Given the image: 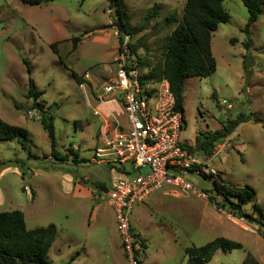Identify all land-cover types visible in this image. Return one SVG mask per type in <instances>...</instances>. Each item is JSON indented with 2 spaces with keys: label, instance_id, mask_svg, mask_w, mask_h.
<instances>
[{
  "label": "rangeland",
  "instance_id": "rangeland-1",
  "mask_svg": "<svg viewBox=\"0 0 264 264\" xmlns=\"http://www.w3.org/2000/svg\"><path fill=\"white\" fill-rule=\"evenodd\" d=\"M185 2L124 0L128 45L149 82L160 79L168 38ZM223 6L230 19L210 39L215 71L185 81L180 142L195 148L196 137L222 130L240 114L258 117L261 124L242 123L226 137L230 148L211 167L222 184L251 186L264 214V14L246 33L248 14L241 1L224 0ZM114 22L107 0H43L32 7L0 0V119L28 133L25 149L17 140L0 142V213L20 211L28 230L54 226L51 264L73 256L71 264H128L115 214L99 188H108L114 174L91 161L105 125L117 116L98 105L93 93L111 75L121 51L123 36ZM73 38L80 39L74 48ZM85 74L89 82L83 85ZM29 79L43 92L36 103L54 119L59 160L50 156L38 112L26 98ZM200 185L204 199L157 192L134 207L131 226L144 248L141 264H187L185 249L219 237L243 249L216 251L207 264H243L246 253L264 264V240L246 220L259 216L253 203L237 214L212 192L211 181Z\"/></svg>",
  "mask_w": 264,
  "mask_h": 264
},
{
  "label": "built area",
  "instance_id": "built-area-1",
  "mask_svg": "<svg viewBox=\"0 0 264 264\" xmlns=\"http://www.w3.org/2000/svg\"><path fill=\"white\" fill-rule=\"evenodd\" d=\"M128 41L129 36H123L111 75L93 90L95 102L110 107L121 120L115 117L112 124L105 125L91 161L113 167L114 176L101 196L115 214L127 263L141 264L144 248L131 226L134 207L157 192L187 193L204 199L200 182L222 184L211 163L230 148V143L226 138L217 142L209 156L183 146L180 133L184 115L175 107L168 82L144 78ZM83 79L85 85L89 75Z\"/></svg>",
  "mask_w": 264,
  "mask_h": 264
},
{
  "label": "trees",
  "instance_id": "trees-1",
  "mask_svg": "<svg viewBox=\"0 0 264 264\" xmlns=\"http://www.w3.org/2000/svg\"><path fill=\"white\" fill-rule=\"evenodd\" d=\"M27 6H38L43 0H19ZM82 2L84 0H81ZM109 7L115 12V22L118 32L122 36L130 34L129 18L124 0H107ZM246 8L248 17L244 31L248 33L264 14V0H240ZM224 0H186L181 20L171 32L163 65L159 78H164L170 87L174 97L175 107L184 113V85L188 78H206L216 69V62L212 56L210 39L219 24L226 23L230 17L223 6ZM79 38L72 39V47L79 42ZM121 44V42L119 43ZM129 49H133L128 45ZM53 50L54 44L50 46ZM27 74H31V67L26 60H22ZM145 78V76H144ZM43 92L37 91L34 83L29 79L27 99H32V109L38 112L39 122L47 135L50 146V156L59 160L55 151L56 138L54 119L47 110L36 103ZM261 124L258 117H246L238 115L234 120L223 126L222 130L199 135L195 138V149L202 156H209L214 145L230 135L240 124ZM17 140L22 149H25L28 141V133L25 129L5 123L0 119V142ZM110 171L113 169L111 166ZM212 192L220 197L237 214H241L242 207L253 203L254 210L259 216L254 219L246 215L257 227V232L264 240V214L260 207L254 202L256 192L249 186L232 187L213 181ZM97 186V185H96ZM100 193L107 190L105 186H99ZM245 217V216H244ZM56 237V229L50 225L45 228L28 230L26 228L23 214L20 211L0 213V264H51L48 261V253ZM241 244L230 241L223 237L201 247H189L185 249L187 264H207L214 257L216 251L228 253L233 250H242ZM75 256L65 264H71ZM243 264H259L255 258L246 253Z\"/></svg>",
  "mask_w": 264,
  "mask_h": 264
},
{
  "label": "crops",
  "instance_id": "crops-1",
  "mask_svg": "<svg viewBox=\"0 0 264 264\" xmlns=\"http://www.w3.org/2000/svg\"><path fill=\"white\" fill-rule=\"evenodd\" d=\"M256 24V23H255ZM244 124H247V125H250L251 124V122H248V123H244ZM93 211H91L90 213H89V219H91V216H92V213ZM123 253V252H122Z\"/></svg>",
  "mask_w": 264,
  "mask_h": 264
}]
</instances>
